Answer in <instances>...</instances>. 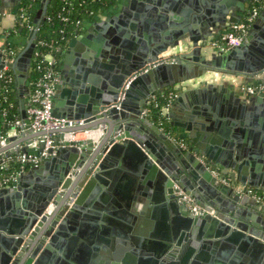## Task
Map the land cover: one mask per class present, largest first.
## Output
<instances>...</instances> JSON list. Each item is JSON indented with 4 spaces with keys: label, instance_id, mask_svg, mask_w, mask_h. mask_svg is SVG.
Masks as SVG:
<instances>
[{
    "label": "water",
    "instance_id": "95a60500",
    "mask_svg": "<svg viewBox=\"0 0 264 264\" xmlns=\"http://www.w3.org/2000/svg\"><path fill=\"white\" fill-rule=\"evenodd\" d=\"M9 1L14 6L21 0ZM49 1H41L22 49L8 63L25 132L0 145V160L2 152L38 154L44 146H27L43 132L26 137L31 131L25 95ZM248 1L178 0L183 9L171 0H153L147 8L138 3L152 19L131 42L121 28L105 33L108 23L123 16L120 12L86 34L76 31L64 58L82 51L80 65L87 67L78 69L80 81L69 84L66 101H53L51 112L58 118L85 119L64 132L86 130L92 137L55 143L54 154L19 174L15 186L0 189V264H66L59 253L70 234L91 235L104 224L113 226L121 243H128L117 246L113 255L121 264H264V206L235 190L238 184L264 193V96L241 98L222 85H205L176 97L172 113L182 108L183 99V117L168 123L170 132L140 117L155 95L204 72L254 75L264 70V6L238 44L224 50L207 44L213 33L241 20ZM4 44L0 36V70ZM103 59L108 63L101 64ZM189 96L195 97L184 103ZM169 116L173 118L164 114L165 120ZM183 132L192 144L186 150L168 140ZM158 138L174 148L173 158L157 151ZM13 142L25 145L14 152ZM129 166L130 174L125 172ZM174 186L203 212L191 211L174 194ZM138 198H144L139 211L146 216L150 212L153 219L144 227H139L141 216L137 221L133 216ZM50 204L51 212L45 213Z\"/></svg>",
    "mask_w": 264,
    "mask_h": 264
},
{
    "label": "built area",
    "instance_id": "2783aa9c",
    "mask_svg": "<svg viewBox=\"0 0 264 264\" xmlns=\"http://www.w3.org/2000/svg\"><path fill=\"white\" fill-rule=\"evenodd\" d=\"M254 3V6L251 7V4ZM264 4V0H252L247 11L244 13L243 17L237 24H227V27L223 29L220 34L211 40L209 47L211 48H220L222 50L231 47L234 44H238L244 34L253 24L255 18L260 13L259 7ZM6 13L0 11V20L2 16ZM14 15V14H13ZM0 36H4L5 44L2 50L4 66L0 70V81L10 82V76L7 74L8 70H11L8 67V63H11L17 56L18 52L15 50L6 47V45L13 43L15 41L12 39V36L0 27ZM37 44H35V49L33 54L39 59L35 63V70L39 71V76L34 82H32V89L27 93L25 98V112L29 118V130L31 133H40L43 132L40 136L33 138L29 143L28 148L38 149L39 144L43 143V149L38 154H9L2 152L0 160V171H4L8 168V164L11 161H15L20 164L21 171L16 173H10L6 176L0 177V189L9 188L16 185V179L19 174L27 171L28 169L35 167L39 164L42 158L54 154L58 148V145L55 143L63 142H75L80 140H85L89 137H92V134L89 131H68L65 130L73 129L75 127L81 126L84 124L85 119H65L58 118L52 115V105L53 99L55 96V91L59 83V75L57 69H54L55 60L53 56L49 53L40 54L36 49ZM33 61V55L31 58V64ZM30 64V68H31ZM29 68V70H30ZM226 77L225 74L221 75ZM233 81L236 82L238 91L243 95H260L264 96V70L256 73L254 75H245L240 80H237L238 76H233ZM128 82L125 83L124 88H126ZM176 91L170 92L165 97V104L160 108V114L164 117V114L169 110L170 105L174 98L176 97ZM122 96V93H121ZM142 114H147L142 112ZM7 124L10 126L5 136H0V145H6V140L10 136L18 137L21 136L24 132V123L21 118H13L8 121ZM162 128V127H160ZM101 132L97 133L100 135ZM179 146L182 149L187 148V143L183 139H179ZM28 167L27 170H22L23 168ZM213 173H215L213 169ZM224 182H228L226 177H222ZM235 190L240 194H247L253 198L257 203L264 206V193L257 192L253 187L248 186H235ZM59 194L62 192L60 189ZM174 194L179 200L185 203V205L191 210L198 213L203 212L201 209L187 194H185L180 188L174 186ZM53 208V205H49L44 211L45 213H50ZM214 211L211 210L210 213Z\"/></svg>",
    "mask_w": 264,
    "mask_h": 264
},
{
    "label": "crops",
    "instance_id": "0c3cea01",
    "mask_svg": "<svg viewBox=\"0 0 264 264\" xmlns=\"http://www.w3.org/2000/svg\"><path fill=\"white\" fill-rule=\"evenodd\" d=\"M135 1H136L135 5L134 4L132 5L133 0H116L108 12H105V13L97 16L92 22H85L79 33L86 34V32H88V30L91 29L94 24L99 23V22H103L106 20L107 17L112 16L113 14L120 12V14H122L123 16L121 18H119L117 21H115L113 24L108 23V26L105 30V33L108 31L107 29H109V28H112V29L121 28L124 31V33H128L127 39H129V42H131L132 37H137L138 32H141L143 30L142 26H144V25L148 26V24H146V23H148L152 19V17L146 13L145 8L152 6L153 0H147V1L146 0H135ZM154 1H156V0H154ZM171 1H172L173 5L175 7H177L178 9L184 8L177 3L178 0H171ZM18 3H19V1H17L14 4V6H16ZM138 3H142L143 7H145V8H142V7L137 8L136 4H138ZM249 4H250L249 1L246 2L245 7H248ZM14 6H10L9 0H0V11H4L6 13L4 16H2V18L0 20V26L4 29H12V27L14 26V15H13V12L11 10V8ZM247 9L244 12L239 13L241 18L243 17V15L247 11ZM193 14H195V13L192 11V13L191 14L189 13L188 16L191 17V15H193ZM220 32L213 33L212 36L208 38V40H207L208 46H209L211 40L216 38L220 34ZM103 37H105V40H106V36H102V38ZM18 40L24 44L26 41V38L19 37ZM209 48L211 49V47H209ZM66 49H67V46H66L65 50L63 51V54H62L60 60L58 61L57 65H56V69H57V72L59 75V83H58V86L56 88L53 101H60V102L66 101V99L68 97L66 95V91L71 89L69 84H72V82H74L76 79L78 81H80L79 76L81 75V72H79L78 69L81 68L80 69V71H81V70H83L82 68L87 67L84 65L83 66L80 65V63H81L80 59L82 57V56H80V54L82 51H77L76 54L73 53L70 56V58L67 61H65L64 56H65ZM206 50H209V49H206ZM126 51H128V50L126 49ZM83 53H84V51H83ZM87 54H90V52L89 53L87 52ZM170 54H171V51L169 50L163 56H169ZM112 55H114V54H112ZM100 63L101 64H107L108 59L100 60ZM222 74H225L226 77H222L221 76ZM233 76H238L237 80H240L245 75L237 74V73L230 72V71H207V72H204L201 76H199L197 78L188 79L184 82H181V83H178L177 85H175L174 89L176 90V93H177L176 97L183 91L202 89L205 85H222L224 88L231 89L234 92H236L241 98H244L245 95L241 94L238 91L236 82L233 81V79H234ZM86 85H88V84H86ZM176 97L172 101L169 110L166 112V113H170L173 116V118L170 116L167 118L166 121L168 123H171V122L176 121V120L179 121L183 117V99H182V104H181L182 108H180L177 112L172 113L173 103L175 102ZM194 97L195 96H189V98H184V103H187V100L193 99ZM18 109L20 112V117L23 120V123L25 125L24 119L21 115L19 105H18ZM145 110L147 111V114L146 115L142 114L140 117L143 118V117L147 116V117H149V122L151 124L158 126V124L156 122L155 123L152 122L153 117L149 115L148 109L145 108ZM174 119H176V120H174ZM28 120H29V118H28ZM146 129L151 133L150 128L146 127ZM160 131H161V129H160ZM162 133H164V132H162ZM33 134L34 133L29 132V134H26V137H32ZM183 135L186 137L185 142L187 143V148H188L189 146L192 145L188 139V133L183 132ZM18 137H20V136H18ZM179 139L180 138H178V135L177 136L172 135V138H168V140L172 144L178 143ZM31 140H33V138H31ZM158 141H159V143H157V144L159 145V147L157 148V146L155 145L157 151H159V153H162L166 157H172L173 158V156H175L174 148H171L170 146L166 145L162 139L158 138ZM11 144H12V150L14 152H17L18 150H20L21 147H23L25 145V142H21V143L13 142ZM178 145H179V143H178ZM186 149H183V150H186ZM129 168H130V166L127 167V170H125V172H128L130 174L131 171L128 170ZM236 186H238V184H236ZM28 187H30V184L27 186V188ZM138 199L139 200H136L135 204H136V206H139V207H135L136 212L133 213V216L135 217V221H137L141 216L142 221L139 223V227H144L143 225H144L145 221L152 223L153 219L149 216L150 212L146 216L144 212L139 211L140 206L142 205V203L144 201V198H138ZM207 206L210 207L209 205H207ZM245 207L248 208L249 211L250 210L254 211L253 208H251V206H249L248 204ZM257 213H259V212H257ZM165 217H166L164 220L165 225L169 226L170 225L169 217H168V215H165ZM112 230H113L112 225L104 224L103 227H98V229H95L94 233L91 235L88 231H82V232H80V234L76 233L75 235L70 234L72 239L68 240V243L66 245L62 244V247H61V251H62L61 253L62 254L59 253V255H60V257L63 255L62 259L66 262V264H121L122 260L121 261H115L113 255L115 253L117 246L125 247L124 245H126V244L128 245V243H126V244L121 243V241H119L117 236L112 234V232H114ZM104 231H106V232L104 233ZM148 231L151 232L152 230L149 229ZM107 233L109 234V235H107L108 237L106 236ZM105 238L107 240H109L107 243L103 240ZM95 247H98V250H95L94 249ZM164 258L168 261L172 260L171 256H168V255H167V257H164ZM175 258L176 257H174V259ZM190 260L192 261L193 258H191Z\"/></svg>",
    "mask_w": 264,
    "mask_h": 264
},
{
    "label": "trees",
    "instance_id": "16d2710c",
    "mask_svg": "<svg viewBox=\"0 0 264 264\" xmlns=\"http://www.w3.org/2000/svg\"><path fill=\"white\" fill-rule=\"evenodd\" d=\"M42 0H21L11 10L14 14V26L12 29H4L8 32L15 44H7L6 47L19 52L23 43L18 39L19 37L26 38L33 25L34 18L40 8ZM116 0H50L47 6L46 13L39 25L37 31L36 49L40 54H51L55 60L54 69L60 60L63 51L65 50L68 41L75 37L76 31L80 32L85 22H92L97 16L108 12ZM254 3L251 4V7ZM264 4L260 5L259 10L263 8ZM38 58L33 54V61L29 74L26 80L28 93L32 89V82L39 76V71L35 70V63ZM7 74L10 76V82L0 83V136H5L9 129L8 121L13 118H21L18 109L16 96V83L13 78L12 70H8ZM176 91L173 87L165 89L163 92L155 95L149 106L147 107L149 115L152 116L159 127L163 131L170 132L171 127L168 122L160 114V108L165 104V97L170 92ZM27 94L25 95V98ZM177 132L180 131L174 128ZM181 134V133H180ZM175 135V134H172ZM178 138L186 141V137L178 135ZM28 167L22 170H27ZM21 171L20 164L11 161L8 168L0 171V177L6 176L10 173ZM255 191L260 190L253 188Z\"/></svg>",
    "mask_w": 264,
    "mask_h": 264
}]
</instances>
